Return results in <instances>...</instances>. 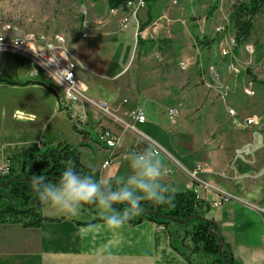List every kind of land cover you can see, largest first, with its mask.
Wrapping results in <instances>:
<instances>
[{"label": "rangeland", "instance_id": "rangeland-1", "mask_svg": "<svg viewBox=\"0 0 264 264\" xmlns=\"http://www.w3.org/2000/svg\"><path fill=\"white\" fill-rule=\"evenodd\" d=\"M232 3L146 0V8L135 16L111 15L106 0H0V35L12 38L4 26L15 22L20 35L46 34L53 40L64 37L78 69L93 78L81 81L83 85L111 91L112 100L102 101L113 105L119 116L124 117L129 109H145L147 123L138 129L146 137L143 141L154 142L161 149L159 155L169 169L164 184L175 190L188 189L190 174L199 165L204 169L200 180L238 201L242 194L261 191L263 186L259 170L264 167V49L260 48L264 44V13L255 19L252 39L232 49L225 59L223 51L234 39L229 22ZM83 32L90 38H80ZM205 37L216 41L212 49L203 50L198 45ZM140 38L148 43L140 45ZM160 44L167 46L161 48ZM182 63L188 65L186 70ZM231 65L240 70L237 76L229 73ZM210 66L224 70L221 84L213 88L208 86L212 82L204 81ZM250 82L255 86L253 97L244 90ZM231 109L239 115H230ZM252 115L259 117V125H243L242 119ZM95 119L103 124L99 114L90 122ZM133 138L138 137L128 133L122 141ZM245 146L251 154L244 153ZM105 159L94 165L104 164ZM129 159L123 162L131 172ZM119 171L116 161L103 171L108 189L121 186L123 180L112 185L108 178ZM174 175L183 177L181 184L174 182ZM88 209L83 205L81 211ZM92 210L99 215L104 211L96 204ZM137 217L135 214L131 219ZM194 224L172 222L170 230L174 233L178 226L185 245ZM221 257L209 256L215 264H226Z\"/></svg>", "mask_w": 264, "mask_h": 264}, {"label": "crops", "instance_id": "crops-1", "mask_svg": "<svg viewBox=\"0 0 264 264\" xmlns=\"http://www.w3.org/2000/svg\"><path fill=\"white\" fill-rule=\"evenodd\" d=\"M33 68L28 58L0 49V79L5 80H0V161H9L35 146L42 148L68 143L78 149L84 166L96 175L99 172L97 177L105 185L102 173L112 163L104 168L102 162L100 165H94V162L108 159L109 154L130 155L149 145L140 138L125 139L123 143L128 133L118 127L120 145L116 150L98 145L94 134H87L84 138L73 127L72 118L60 109L55 94L44 85L43 78L32 76ZM77 74L80 81L93 80L82 69H78ZM88 85L84 86L92 98L112 100L113 94L108 89L100 87L95 90ZM91 92L100 96L91 95ZM93 115L95 117V112L91 118ZM243 151L250 153L252 150L245 146ZM122 159L115 160L121 171L113 173L109 179L122 181L131 174ZM259 177L263 185L261 191L246 192L222 210L210 208L203 215L216 222V231L225 241L222 248L232 255L234 264H264V217L259 211L264 208V167L259 170ZM174 179L176 184L183 181L180 175H174ZM208 179L214 182L213 178ZM205 196L208 202L214 197L211 193ZM94 206L80 211L75 217L64 216L53 207H46L45 216L59 221H45L37 230L18 225L0 226V264H215L209 258L211 255L192 252L191 238L184 245L178 226L173 233L171 225L164 229L148 220L140 224L110 225L92 210ZM77 222L89 224L79 225Z\"/></svg>", "mask_w": 264, "mask_h": 264}, {"label": "trees", "instance_id": "trees-1", "mask_svg": "<svg viewBox=\"0 0 264 264\" xmlns=\"http://www.w3.org/2000/svg\"><path fill=\"white\" fill-rule=\"evenodd\" d=\"M129 1L106 0L109 9H122L124 11H128L127 4ZM263 13L264 0H233L229 22L234 32L236 49L244 46L252 39L255 32V19ZM147 43L140 38V45L144 46ZM197 43L203 50H209L212 49L216 41L205 37L203 40H198ZM152 45L155 43L153 42ZM162 46L165 47L167 44H162ZM162 46L160 44L161 48H163ZM260 48L264 49V44ZM44 85L55 94L60 109L66 111L71 119L72 112L63 103L60 91L47 83ZM86 135L82 136L87 138ZM9 161L12 168L11 173L0 179V226L2 227L18 225L24 229L37 230L42 227L45 221H59V219H48L45 216L44 209L46 207L40 204L37 194L31 186V180L34 176H45L49 180L55 181L65 166L71 163L78 173L92 176L99 181L93 170L82 164L78 149L68 143H59L50 147L42 146V148L35 146L29 148L25 154L14 156ZM110 181L112 185L118 183L114 178ZM104 186L107 190L106 185ZM94 205L85 204L86 207ZM126 206L122 203L113 205L118 210ZM140 207L142 211L138 214L137 220L129 219L127 222L140 224L148 220L168 229L172 222L194 221L195 224L191 233L192 252L207 255L221 254L226 264H234L231 254L224 250L222 253L220 252L225 241L217 233L215 223L203 217L205 213L210 211V203L198 198L193 190H175L170 194V202L168 203L157 205L150 201H141ZM77 223L79 225L89 224ZM211 229L214 230V233L211 232Z\"/></svg>", "mask_w": 264, "mask_h": 264}, {"label": "built area", "instance_id": "built-area-1", "mask_svg": "<svg viewBox=\"0 0 264 264\" xmlns=\"http://www.w3.org/2000/svg\"><path fill=\"white\" fill-rule=\"evenodd\" d=\"M178 2L180 0H174ZM232 1L233 0H229ZM128 11L122 9H110L111 15H127L133 14L137 16L141 10L146 8V0H130L127 4ZM4 30L9 32L13 37L7 39L5 35H0V49L13 51L21 56L28 58L33 63L32 76L42 77L43 80L53 87L57 88L62 97V101L65 106L72 112V125L79 134H94L97 140V144L106 147L108 150H116L120 145V137L116 132V127L120 128L123 133H132L140 139L146 137L139 131V127L145 126L147 123L146 111L143 108L129 109L124 112V117L119 116L114 107L105 101L96 100L88 96L87 89L78 78V62L71 56L67 49L66 40L62 36H57L55 40L51 39L46 34H25L20 35L17 24L8 23L4 26ZM219 32L222 29H218ZM82 39H89L88 32H83L80 35ZM235 48V41L231 39L229 46L223 51V57L229 58L232 54L231 50ZM254 52L252 48V53ZM183 69H187L188 65L182 63ZM230 74L236 76L240 73V70L230 66ZM57 75V79H61L60 83H57L53 76ZM228 74V72H227ZM224 70L219 66H210L205 73V82L211 83L208 85L210 88L216 86L217 83L222 82ZM203 77V78H204ZM255 86L252 82L245 87V94L249 97L254 96ZM125 104L126 100L123 101ZM95 112L99 114L103 119V124H99L98 120L91 121V114ZM175 111H172L174 115ZM230 115H239L235 110H230ZM244 125L247 127H255L260 123L259 117L252 115L246 117ZM99 124V126H97ZM150 145L154 146L160 154V147L151 142ZM137 152V151H136ZM118 157L128 159L129 155H116L109 154L108 159L104 162L103 167L109 166ZM11 163L8 160L0 161V179L11 173ZM204 169L201 166H197L190 174L191 182L187 188L193 190L197 197L202 200H207L206 193L214 195L213 199L209 202L210 208L218 211L222 210L226 205L233 202V197L226 193L217 190L210 184H207L199 179ZM264 217V208L259 210ZM214 233V230L211 229ZM223 252V248L220 249Z\"/></svg>", "mask_w": 264, "mask_h": 264}, {"label": "clouds", "instance_id": "clouds-1", "mask_svg": "<svg viewBox=\"0 0 264 264\" xmlns=\"http://www.w3.org/2000/svg\"><path fill=\"white\" fill-rule=\"evenodd\" d=\"M58 74L53 79H57ZM128 160L131 174L115 190L107 189L92 176L82 175L68 163L55 181L45 176H34L31 180L33 191L43 207H53L60 214L75 217L85 204H96L103 219L110 225H123L142 209L141 201L157 205L170 202V194L175 191L171 185L162 181L169 174L165 161L158 150L147 145L142 151L133 152ZM126 204L116 209L114 204Z\"/></svg>", "mask_w": 264, "mask_h": 264}, {"label": "water", "instance_id": "water-1", "mask_svg": "<svg viewBox=\"0 0 264 264\" xmlns=\"http://www.w3.org/2000/svg\"><path fill=\"white\" fill-rule=\"evenodd\" d=\"M223 246V245H222ZM222 246H221V248H222Z\"/></svg>", "mask_w": 264, "mask_h": 264}]
</instances>
